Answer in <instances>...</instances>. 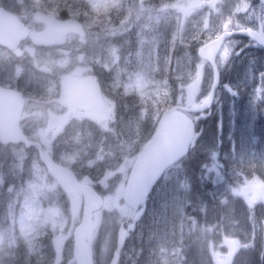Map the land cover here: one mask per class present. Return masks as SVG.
Returning a JSON list of instances; mask_svg holds the SVG:
<instances>
[{"label": "rangeland", "instance_id": "374dc122", "mask_svg": "<svg viewBox=\"0 0 264 264\" xmlns=\"http://www.w3.org/2000/svg\"><path fill=\"white\" fill-rule=\"evenodd\" d=\"M42 1L52 3V0H23L22 14L29 18L35 7L46 6ZM88 1L95 15L118 11V1L127 4L128 7H124L123 11L124 24L119 31L123 33L124 30L137 29L138 26L132 28L133 24L127 21L130 13L135 24L138 19H145L139 26L144 32L141 39L150 37L154 40L150 49L142 48L139 52L142 53L139 66L132 70L128 66L115 70L116 74L121 71L127 73L125 80L129 82L126 87L134 89V84L141 86L139 94L141 97L145 96L143 100L146 103L150 101L142 118L137 122H127L122 105L117 104L115 117L105 123L94 119L92 122H85L84 129L81 130L72 123L69 134L72 145L59 149V158L66 163H83V166L97 170V178L93 183L106 198L103 208L94 217L93 245L95 243L97 246L100 264H106L112 254L121 216L127 210L122 201L123 181L138 149L148 136V124H151L148 117L154 115L156 118L160 111L149 90L156 93L159 104L171 103L173 100L177 104L189 106L194 101H202L208 94L211 77L209 79L206 76L204 65L196 58L195 48L214 30L215 21L220 25L226 20L230 21L229 14L232 12L240 26L254 21L259 13L264 22V6H257V0ZM211 9L217 16L210 18L208 29L207 18ZM131 39L135 40L134 35H131ZM173 40L183 42L179 46L175 45L173 55L176 62L173 76L176 80L170 86L165 81L162 85V81L155 80L154 74L159 59L158 50L163 43L169 49L168 52L172 53L170 43ZM133 44L135 43L132 41L131 45ZM245 47L250 49L253 44ZM134 48L136 51L140 50L135 46ZM22 52L35 60L37 71H41L50 82L55 77L59 79L70 72L65 60L72 59L62 49L37 51L25 46L22 47ZM58 52L61 56L55 59ZM112 52L113 48L108 47L105 63L117 67L118 56L114 53L112 58ZM248 53V60L244 58L240 63L231 64L230 80L223 82L224 86L219 92V95L223 92L229 95L223 97L224 106L218 104L221 120L227 124L225 132L219 133L221 126L216 127L214 122L210 123L208 129L202 126L196 134L199 149L192 151L195 155L193 162L190 163L189 156L186 162L170 170L156 189V199L163 201L164 208L160 217L154 216L145 224L148 229L146 242L152 252L144 259V264H244V249L250 252L252 264H264V213L261 217L254 218L255 205L248 200L250 198L242 197L239 199H244L249 213H245V208H242L237 218L235 207L234 213L226 215L222 201L216 200H237L241 180L257 183L264 180V53L255 48ZM15 56L0 47V71L4 69L10 84L18 85L20 74L15 75L16 68L11 73L1 65L3 60L7 63ZM20 57V61H23L24 57ZM82 58L84 61L87 59L86 56ZM51 62H54L53 65ZM45 77L44 80H47ZM27 81L25 78L24 83ZM20 85L22 87L23 83ZM165 87L166 90H163ZM30 95L38 98L39 92L34 89ZM205 117L206 115H201L198 120L205 121ZM33 122L41 127V120L34 119ZM37 135L40 139H48L43 132H37ZM32 152L21 149L4 150L0 153V264H15L13 259L21 255L7 252L14 249L16 238H20L26 245V264H43L39 262L42 254L27 236L31 231L30 221H36L41 212L51 216L50 226L56 227L51 252H46L44 256L47 261L45 264H54V250L59 239H62L61 253L68 258L71 255L70 238L74 227L71 205L58 204L61 199L58 191L45 174L41 173L43 169L35 153L32 161H29ZM89 155L94 156L92 160L88 158ZM192 165L199 169L193 186L185 179ZM179 167L181 179L180 174H177ZM37 199H50L52 202L45 210H41L37 207ZM141 219L142 210L129 226V242L135 239ZM223 237L233 240L237 246L226 247L222 242ZM191 248L194 254L192 259ZM4 255L8 260L3 259ZM32 256L34 260L31 259ZM130 264H135V261L132 260Z\"/></svg>", "mask_w": 264, "mask_h": 264}, {"label": "water", "instance_id": "95a60500", "mask_svg": "<svg viewBox=\"0 0 264 264\" xmlns=\"http://www.w3.org/2000/svg\"><path fill=\"white\" fill-rule=\"evenodd\" d=\"M5 18L6 16L0 10V20ZM241 33L250 34L248 31H242ZM253 38L259 40L264 45V37L261 33L253 36ZM16 42L17 40L14 38V41L9 45V42L0 36V43L13 46ZM205 51H207V54L204 53ZM217 51L218 46L199 50V55L207 59L214 68V84L209 97L197 107H175L163 112L159 120L158 130L147 142L134 163L124 193L125 201L132 208V212L128 216L129 219L136 210L139 200L148 194L164 169L180 159L187 152L194 134V126L188 117L176 109L187 112H199L210 106L213 100L214 90L218 84L217 68L214 61ZM19 111L20 103L18 96L12 91L0 88V142L8 143L23 140L26 143V139L21 135L18 127ZM102 117L105 118L104 115ZM40 157L56 179L62 173H68L67 169L55 165L45 152L41 151ZM95 199L96 201L93 205L86 207L83 221L74 233L75 243L73 255L76 264H92V258L87 248L86 240L91 233V212L100 206V200H97L100 198L96 197ZM123 241L124 230L121 228L118 234V250L121 248ZM117 260L118 255L115 253L110 264H116Z\"/></svg>", "mask_w": 264, "mask_h": 264}, {"label": "clouds", "instance_id": "9594fccd", "mask_svg": "<svg viewBox=\"0 0 264 264\" xmlns=\"http://www.w3.org/2000/svg\"><path fill=\"white\" fill-rule=\"evenodd\" d=\"M139 43H140L141 48H149L150 49L154 44V40H153V38H150V37H144L140 40ZM131 54L132 53H130V55Z\"/></svg>", "mask_w": 264, "mask_h": 264}, {"label": "flooded vegetation", "instance_id": "af4514ba", "mask_svg": "<svg viewBox=\"0 0 264 264\" xmlns=\"http://www.w3.org/2000/svg\"><path fill=\"white\" fill-rule=\"evenodd\" d=\"M62 130L63 129L58 130L56 133L54 132L53 138L61 137L60 133L62 132ZM79 173H80V175L84 173L87 177H90V178H96V176H97L93 171L89 172V173H85L84 171L80 170Z\"/></svg>", "mask_w": 264, "mask_h": 264}, {"label": "trees", "instance_id": "16d2710c", "mask_svg": "<svg viewBox=\"0 0 264 264\" xmlns=\"http://www.w3.org/2000/svg\"><path fill=\"white\" fill-rule=\"evenodd\" d=\"M72 14L75 15L76 17H78L80 19V14H81V11H72ZM62 16H65V13H61ZM176 45V40H173L171 43H170V48H174Z\"/></svg>", "mask_w": 264, "mask_h": 264}, {"label": "bare ground", "instance_id": "6f19581e", "mask_svg": "<svg viewBox=\"0 0 264 264\" xmlns=\"http://www.w3.org/2000/svg\"><path fill=\"white\" fill-rule=\"evenodd\" d=\"M225 54V53H224ZM206 206H208V204H206Z\"/></svg>", "mask_w": 264, "mask_h": 264}]
</instances>
